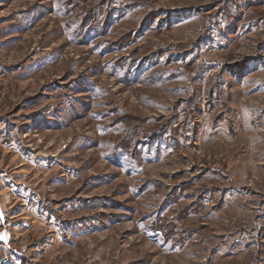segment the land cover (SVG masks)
<instances>
[{
	"label": "rangeland",
	"instance_id": "374dc122",
	"mask_svg": "<svg viewBox=\"0 0 264 264\" xmlns=\"http://www.w3.org/2000/svg\"><path fill=\"white\" fill-rule=\"evenodd\" d=\"M0 264H264V0H0Z\"/></svg>",
	"mask_w": 264,
	"mask_h": 264
}]
</instances>
